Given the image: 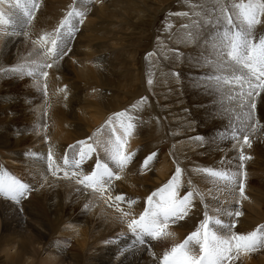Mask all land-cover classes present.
Masks as SVG:
<instances>
[{
	"label": "snow or ice",
	"instance_id": "snow-or-ice-1",
	"mask_svg": "<svg viewBox=\"0 0 264 264\" xmlns=\"http://www.w3.org/2000/svg\"><path fill=\"white\" fill-rule=\"evenodd\" d=\"M93 2L72 0L53 30L32 41L39 47L43 59L0 68V72L15 77L35 74L43 94L47 95L48 70H58L65 58H70L73 42L91 11L87 5ZM185 7L188 11L168 13L169 17L187 21L180 24L182 32L178 34L177 43L197 49L196 55L189 59L197 68L207 71L196 74L193 83L228 114L233 147L240 150L237 172L213 167H194L191 171L214 184H222L220 191L238 194L237 206L213 207L215 215H211L208 205L192 188V180H188L187 189L182 191L185 189L182 181L185 170L178 161L169 179L146 195L138 214L136 207L140 201L116 191V182L137 165L139 152L130 150L129 143L141 122L139 113L147 103L145 97L129 108L109 115L92 135L69 144L62 156L49 149L46 158L41 159L53 178L73 181L78 186L77 190L97 196L107 208L119 214V222L126 226L127 234L113 236L103 242L105 245H116L125 235H130L133 238L131 250L146 251L155 264H238L242 257L264 252V224L246 232L237 230L241 217L245 215L240 205L248 199L245 162L251 157L245 155L244 148L252 147L250 136L260 130V122L256 118L257 98L264 103V95H261L264 93V33H257L258 27L264 25V0H185ZM39 8V0H0V31L7 37H28V29L33 26ZM165 27L171 33L173 25L167 23ZM171 51L175 59L183 58L178 49ZM153 55L149 52L145 59L150 61ZM148 75L146 82L151 87L152 74ZM170 75L179 78L176 72ZM57 92L62 93L67 101L70 90L66 85L58 88ZM225 99L233 102L235 108H224ZM229 133H222L221 137ZM102 134L106 135L102 138ZM193 139L199 144L205 138L197 135ZM159 155L158 151L145 155L137 165L138 173H150ZM89 163L90 169L85 170ZM34 190L29 184L0 170V197L20 204ZM198 197L202 216L193 230L182 242L156 253L152 242L169 238L171 228L186 222L197 210ZM84 208L88 209L89 205L85 204ZM128 250L120 249V255Z\"/></svg>",
	"mask_w": 264,
	"mask_h": 264
},
{
	"label": "bare ground",
	"instance_id": "bare-ground-1",
	"mask_svg": "<svg viewBox=\"0 0 264 264\" xmlns=\"http://www.w3.org/2000/svg\"><path fill=\"white\" fill-rule=\"evenodd\" d=\"M46 2L49 3V1H46ZM168 2H169V0H117V2H115L117 5H119V7L117 9V8H115V5H112V4L110 5V0H94V2L92 4L87 5L88 7L91 8V11L88 13L86 21H85L84 25L82 26L81 31L79 32L82 34L81 37L86 40V41H84V43L85 42L88 43L87 44L88 46H86L85 50H83V51L81 50L82 53H80L78 55L76 54L77 59L75 61H78L76 63V65L75 64L72 65V62H70L69 60L67 61L65 59L69 63V65H66L63 67H61V65H60L58 70L50 69L49 71H51V72H49V73H51V80L55 79L52 77V75L54 76V74H56V76H54L57 78V80L55 81L56 86L58 85V87H63L64 83L69 82L73 76H76L79 73L80 76L83 77L84 79H94V80H96V82L99 81V83L102 85H104L103 83L109 82L110 78L108 77V74L106 76L105 69H108V67H111L112 63L115 62V60L113 59L114 61L110 62L108 60V57L106 56V55H108L107 52L111 50V52H113V54H114V51L124 50V47L120 46L119 49H116V48H114L116 46V44L113 45L114 43L111 45V46H114L113 48L108 47V45H110L112 42L116 41L117 39H114V38L108 39L109 37H107V34H109V32H107V30L105 29V27L103 25L104 22L102 20H105L106 23H109L110 22L109 17L119 18L120 21L118 23H116L117 28H118V30L123 32L120 34L124 35L125 28L128 25L129 26H131V25L136 26V23L135 24L131 23V21L134 18L138 22H140V24H138L139 25L138 27L140 28L142 25H144L148 15L153 14V16L157 17L158 12H162V11H166V10L169 12L170 8H169ZM64 3H66V1H64ZM69 3L71 4L72 2L69 1ZM65 6H68V5H65ZM9 10H12V9H9ZM176 11L177 12L178 11H188V8L187 7L183 8V7L179 6L176 9ZM97 13H99V14H97ZM153 16H151V17H153ZM173 17L170 18L168 21V23H171L173 25L171 33H169L167 31V29H165L166 30L165 31V37L167 36V38L169 40L168 41L169 46L173 49L178 48V49L185 50L184 52H186V50L187 51L191 50L193 48V46L184 47L182 44L177 43V41L179 39L178 34L182 32V29L180 28V24L183 23L185 20L178 21L179 17H175V16H173ZM56 19H57V17H56ZM97 20H99V21H97ZM53 21H54V17H53ZM57 21H58V19H57ZM113 22H115V21H113ZM150 23H148V24L150 25ZM48 27H50V26H48ZM46 32H47V30H46ZM40 34L41 33H39V35ZM33 35H32V37H33ZM115 35L116 34H114V36ZM35 37H37V36L35 35ZM30 38H31V36H30ZM37 38H34V40ZM124 38L125 37H121L122 40H124ZM119 41H120V39H119ZM79 42L80 41H78V44H79ZM92 42L94 44L92 46L89 45ZM108 42H111V43L107 44ZM27 44L24 43L23 36L7 37L4 35L3 31H0V68H3V69L9 68V65L11 66V64L14 61H16V57H17L16 52H18V50H20L21 47H23L24 45H27ZM81 44L82 43L80 42V45ZM117 46H119V45H117ZM156 46L160 47V45L158 44L157 41H156ZM37 48H39V47L37 46ZM79 48H81V47H79ZM163 48L165 50H167L168 46L163 47ZM194 48H193V50H194ZM34 49H36V47L34 45L28 44V46H27L28 54L26 53L27 54V57H26L27 60L23 59V56H22L23 61L27 62L29 59L28 64H31L30 61L35 60L38 62L41 59H43V56L40 53V50L33 51ZM21 50L23 51V49H21ZM77 50H78V48H77ZM73 51L76 52V49ZM25 52H27V51H25ZM164 52H166V51H164ZM18 53H20V52H18ZM160 53H163V52H160ZM21 55H24V54H21ZM115 55H116V53H115ZM18 57H20V55ZM106 57H107V59H106ZM99 59H100V61H99ZM119 59H120V57H119ZM66 61H64V62H66ZM71 61H72V59H71ZM97 63L99 64V67L96 66ZM104 63H106V64H104ZM64 64H66V63H64ZM121 64L122 63L117 62V64L113 65V67H115V66L117 67L116 73L120 70V69H118V66L119 65L121 66ZM132 64H135V63H132ZM16 65H17V63H16ZM160 69L162 70L163 68H160ZM123 71H124V69L121 72H123ZM125 71H128V70H126V68H125ZM132 71H133V74L135 72L136 78H134L131 75H130V77H133L134 80H136L137 82L139 80H141L142 76L140 75V73L137 74L139 72V70H138V72H136V70H132ZM128 72L129 73H127V74H132V73H130L131 71H128ZM112 73H113V71H112ZM164 73H161V74L164 75ZM7 75H9V74H7ZM112 76H114V75H112ZM121 76H123V73ZM33 78L36 79V81L38 79L35 74H33ZM133 78H132V80H133ZM48 79H50V77ZM112 80H115V79H112ZM2 81H6V82L2 83ZM16 81L11 80V79H8V80L4 79L0 75V84H1L0 85V112L2 113V111H3V113L6 115L3 118L0 117V170H2L3 172H7L9 175L15 177L16 179H17V175L12 174L14 172V170H16L20 175H22L23 172L26 174L25 171H28V173H30V175L34 177V181L35 180L39 181L38 176H44L45 182L44 181L43 182L46 184V185L44 184L46 187L43 188L44 192L42 194L38 193V195L35 196L36 192H35V194L31 192L32 195L34 194L32 196V198L30 200L29 199L28 200L27 199L22 200L20 204L10 202V201L4 199L3 197H0V252H4L5 250H7L9 248L14 250L13 254L9 253L10 255L6 254L4 258H0V264H25L28 259L31 260L30 259L31 257L35 258L41 251L48 253V258L46 259V262L48 261L47 263H49V264L50 263H52V264H155L152 256L149 253H147L146 251H133V250H131V245L133 244V238L130 235H125L124 238L121 239L119 241V243L116 245H105L103 243L105 240H108V239L112 238L113 236H117L121 233L127 234L126 226L122 225L119 222V214L115 210L107 208L105 206L103 200L99 199L95 195L91 196V194L88 195V197L85 200H84L85 197L83 196L84 197L83 201H79L77 203V206L81 207L80 210L77 213L73 212L72 209H75V206L72 203L74 201L72 203H69V201H70L69 199H71L73 197V195H75L79 191V190H77L78 186L75 185V183L73 181H68V180H64V179L58 180V179L53 178L49 173H47L46 163L43 159H41V157L46 158L49 149H52L58 156H62L65 152V149L67 148V146L69 144L75 143L78 139H83V138L85 139L88 136H90V132L93 128L91 126L92 123H91V125H85V124L80 123V122L79 123L74 122V120H70L69 116H67V118H66V115L64 113L66 111V110H64L65 108L62 109L61 107L56 106V105L54 106L55 108H52L51 111L48 113L49 110L46 109V111H45V108H43V106L37 105V107H35L36 104L35 105L29 104L28 106H30V107L33 106L32 108L34 111H32V108H30L31 110H29V112H28L27 111L28 106L25 105V103H24V105L26 107H21L22 108L21 112H23V115H21L22 121H24L25 123L31 124V125L33 124V126L39 130L42 129L41 132L36 130V131H34V133L31 132L32 134L30 133V135H28L29 133H27V135H25L26 132H24V128L23 127L18 128L17 126L15 127V124H14V123H17V121L15 118V113L12 112V108L16 107L15 105L18 101H17V97L14 95H11V94H17V92L19 91V89H18L19 85L16 83ZM115 83H116L115 85H117V81ZM120 83H121V81H120ZM33 84H35V83H33ZM33 84H29V85L27 84L28 89H30V90L33 89V87L35 86V85L33 86ZM53 84H54V81H53ZM110 84H111V82H110ZM31 85L33 86L32 88L30 87ZM120 85H122V84H120ZM69 86L71 87L72 85H69ZM69 86H68V88H69ZM36 87H39V86H36ZM114 90H115V88H114ZM127 90L128 89H126V92L129 91V90L128 91ZM49 91H51V90L49 89L48 92ZM141 91H142V93H144V90H141ZM52 92H53V90H52ZM52 92H51V94H53L54 92H57V91H54L53 93ZM91 92L93 93L92 89H91ZM101 94L102 93L99 92V94L97 95V98H96L99 101L101 100V98H100ZM56 95H57V97H59V99H63V97H64L62 93H56ZM70 95H72V93L69 94V96ZM110 95H112V94H110ZM143 96H145V95H143ZM47 97H48V95H47ZM113 97H114V95H113ZM150 97H151V95H150ZM70 99H71V97H70ZM78 99H81V98L78 97ZM104 99H105V97H104ZM113 99L116 100V98H113ZM135 99H136V97L134 98V100ZM21 100L26 101V99H21ZM69 100H67L68 102H66V103H69V102L72 103L74 99L72 100V102ZM148 100H149V97H148ZM51 101H52V99H51ZM78 102H79V100H78ZM91 102H92V100L90 101V103ZM73 103H75V102H73ZM114 103L115 102L113 101V104H111V105L114 106L116 104V103L115 104ZM131 104H132V101H131ZM95 105H97V104H95ZM80 106H83L82 103ZM129 106H131V105H129ZM92 107H95V106H92ZM148 107H149V111L145 112V114H148V115L144 114L142 116H144V118H147V120L150 119L149 122L154 124L153 127L155 126V124L159 125V117H157V114H155L152 111L150 103L148 104ZM86 108H87V106H86ZM104 108L107 111H103L101 109V110H97V111L95 110V112H92V109H91L90 111L87 110V113L85 115H87L89 113V115H91V117L96 119L94 121L98 122V120L101 118L102 115H105V113L111 112V110H109L110 109L109 105H106ZM123 108H124V106H123ZM43 109H44V114L46 112V115H48V114L51 115V121L46 122V124L49 126L48 129H50V128L52 129L51 134H48L51 129L47 130V132L44 133V129H45L44 124L45 123H43V120H42ZM117 109H119V108H116L115 110H117ZM146 110H147V108H146ZM15 112H17V111H15ZM139 114H141V113H139ZM16 115L18 116V114H16ZM46 115H44L45 118L47 117ZM85 115H83V116H85ZM72 116H73V113H72ZM102 117H103L102 120H104V116H102ZM47 118H49V117H47ZM71 119H73V118H71ZM22 121H20V122H22ZM161 121H162V119L160 120V122ZM84 122L88 123L86 121H84ZM141 122L142 123L144 122V124H146L145 120L141 121ZM162 123H163V121H162ZM50 124H52L51 127H50ZM100 124L101 123L95 124L94 127H96V126L98 127ZM20 125H22V124H20ZM162 126H166V123H164V125H162ZM29 128H30V126H29ZM96 128H94V130H96ZM155 130H154V132H155ZM144 132H147V131H144ZM154 132L153 133L151 132V134L154 135L155 134ZM163 132H164V130H163ZM141 133H142V131H141ZM139 134L140 133H136L135 136H138ZM103 135L104 134H102V138H103ZM155 135H157V134H155ZM146 136L148 138V135H146ZM48 137H49L48 140H50V142L45 144V141ZM143 138L145 139L144 136H143ZM143 138L139 137V141H138V139L136 141L142 142ZM146 140H148V139H146ZM167 140L169 141V139H167ZM170 141H172V140H170ZM134 142H135V140L132 138L130 140V143H129V148L132 151L138 145L137 144L135 146L136 143H134ZM145 142L147 143V142H149V140L143 141V143H145ZM169 143H171V142H169ZM172 143H173V141H172ZM139 145H138V147L141 146V145L140 146ZM148 145L150 147V142ZM144 146H146V145H144ZM175 146H176V148H174L173 150H176L179 147L180 150L177 149L176 151L181 152V150H182L181 153L183 154V152H185V151L189 152V150L194 149L196 146V143L195 142L194 143H191V142L187 143L186 149L184 147L181 149L182 146H177V145H175ZM20 147H21V150H19ZM142 147H141V149H143ZM172 147H174V146H172ZM147 148H148L147 146L143 150H140L138 148V152H139L138 157H144L146 155L145 151L147 150ZM152 151H153V149H152ZM168 151H169V149H168ZM238 151H240L238 148H234L232 146V148L228 149L227 152L224 154V156H225L224 159H229L230 157L234 158V156L238 154ZM250 152H251V150H250ZM250 152H248V153H250ZM32 153H35V155L34 156L30 155ZM146 153H147V151H146ZM165 153H167V152H165ZM176 153H178L179 156L181 155V157H182V154H180L179 152H176ZM172 158L170 160L171 162L173 160ZM179 158L180 157H178V159ZM162 159H163V157H162ZM165 162H166V160H165ZM160 163L163 165L162 162H160ZM171 164H173V163H170V164L166 163V165H169V166H171ZM163 166H165V165H163ZM169 166H167V167H169ZM90 167H91V163L86 164L85 170H89ZM159 167L153 168V170L150 173H148L147 175L142 174L141 176L143 177V179L141 181L142 182L144 181L145 183H139L138 188L137 187L127 188L125 184L120 186V182L123 184V182H122L123 180L124 181H127L128 179L133 180L132 178H129L131 175L129 177H128V175H126L129 171L128 170L127 173L124 175V177L120 181L116 182V185H117L116 191L122 192L125 195L130 196L132 198H134L136 196V194H139V193L147 195L150 191L154 190L155 188L161 186L164 182H166V179H163V176L166 175L165 172H163V170H162L164 168L161 169ZM12 169H14V170H12ZM136 176H137V174H136ZM22 177H23V175H22ZM24 177L27 178L26 175ZM197 178H199V176ZM41 179H43V178H41ZM135 179H136V177H135ZM28 180H29V178H28ZM198 180L196 179L197 183L193 180L196 184H198V186L194 185L195 183L193 182L194 184H192V188L194 190L198 191L200 197L203 196L202 198H203L204 202L208 205L209 213L211 215H215V213L212 211L213 207H223V208L233 207L234 208L237 206L235 201L237 199L238 194L233 195V194H229L226 191H220L219 189L223 187L222 184H214V183L210 182V180L208 178L203 177L202 175H200V178ZM29 183H31L30 180H29ZM34 183L35 182H33V184ZM135 183H136V181H135ZM35 185L36 184H34V186ZM42 185H43V183H42ZM211 185L216 186L215 187L216 191L214 190L215 192L214 193L212 192V194H211L212 189L209 188L210 189V196H209V194H208L209 192L207 193V192H205V190L208 188V186L211 187ZM143 186H145V187H143ZM37 187L38 186H36V188ZM246 188H247L246 189V195L248 196V199L243 201L242 204L240 205V207L242 208V211L245 213V215L243 217H241L240 223L238 225V230L240 229V231H244V232L250 231L254 227H256L260 224H264V211L261 209L262 208L261 205L264 202V201H262V199L264 200V192L262 191L263 189L262 188L260 189V187L259 188L258 187H252L251 189L248 190V188H250V186H247ZM40 189H41V187H40ZM186 189H187V183H186L185 189H182V191L186 190ZM80 193H77L78 197H80V195H81ZM205 193L209 197H207ZM85 196H87V195H85ZM139 201H140V203L136 207L137 214L143 208V202L141 200H139ZM261 202H262V204H261ZM85 204L89 205L88 209L84 208ZM196 204H197V210L195 211V213L191 217L194 218V216H195V219H197V221H198L202 216V211H201L202 205L200 204L199 197L196 200ZM191 217L186 222H182L181 225L174 226L173 228L170 229V232L172 233V235L168 239L172 240L173 242L170 241L169 243H176V242L178 243V241H180V240L177 241V238H179L180 235H179V237L176 238L175 237L176 234L174 233L175 231H177V230H180L182 232L184 231V234L183 233L181 234V238H182V236L186 237V232H185L186 230L188 232L189 231L188 229H191V228L193 229V226L196 223V221L195 222L192 221ZM222 219H227V218L222 217ZM71 225H73L74 228H70ZM178 234H180V233H178ZM184 237L182 239H184ZM166 241H167V239L161 240V242L160 241L159 242H152L154 251L157 252V249L161 246V244H163V242H166ZM182 241L183 240H181L180 242H182ZM166 245H167V243H166ZM120 249H129V250L126 251L123 256H121L120 255ZM158 251H161V249ZM240 261H241V263L238 262V264H264V252L255 253L251 257H242V259Z\"/></svg>",
	"mask_w": 264,
	"mask_h": 264
},
{
	"label": "rangeland",
	"instance_id": "rangeland-1",
	"mask_svg": "<svg viewBox=\"0 0 264 264\" xmlns=\"http://www.w3.org/2000/svg\"><path fill=\"white\" fill-rule=\"evenodd\" d=\"M46 1H49V3H47ZM64 1H66V3H64ZM69 1L72 2V0H69ZM69 1L68 0H39L40 8L37 11L36 19L34 20L33 26H31L28 29V31L31 35H29V37L23 36L24 43L34 45L32 43V41L34 40V38H37L39 36V33L42 34V33L46 32V30H47V32L52 31L53 28L56 26V24L59 22V20L62 18L65 10L67 9L68 6H65V5H70ZM115 2H117V0H112V1L110 0V5L111 4L115 5V8L118 9L119 5H117ZM168 3H169V8H170L169 12L167 10L166 11L161 10L162 12H158L157 17L153 16V14L148 15L144 25H142L140 28L138 27L139 26L138 24H140V22H138L134 18L131 21V23L132 24L136 23V26H134V25L129 26L128 25L125 28L124 35H121L120 33H123V32H121L117 28L116 23H118L120 21L119 18L113 17L114 18L113 19L112 17H109V20H110L109 23H106L105 20H102L104 22L103 25H104L105 29L110 34V35L107 34V37H109L108 39H111V38L117 39L116 41H114L112 43L108 42L107 44L111 43L110 45H108V47L113 48L114 46H111V45L114 43L113 45L116 44V46L114 48L119 49L120 46H123L124 50H116V51H114V54H113V52H111V50L108 52L106 51L108 53V55H106L108 57V60L110 62L115 60V62L112 63L111 67H108V69H105L106 76L108 74V77L110 78V80L107 83H103L104 85L100 84L99 81L96 82V80H94V79H84L83 77L80 76L79 73L76 76H73L71 78L72 81L70 80L69 82L63 84L64 86L66 85L67 87L69 85H72L71 87L69 86L70 94L72 93V95H70L67 100H69L71 97V99L69 101L72 102V100L74 99L73 102H75V103H73V102L72 103H70V102L66 103L68 101H65L64 97H63V99H59V97H57L56 93H59V92H54V91H57V89L61 88V87H58V85L56 86V84H55V81L57 80V78L54 76H56V74H54V76L52 75V77L55 79L52 78L53 80H51V73H49L50 79H48L49 81L47 82L49 85L47 90L50 89L51 91L48 92L49 94H47L48 95V97H47V95L43 94L41 87L38 85L36 79H34L33 76H31V77H28V76L15 77V76H11L10 74L7 75V73L1 72L0 75L2 78L7 79V80L11 79L14 81L17 80L16 83L19 85L18 86L19 91L17 92V94H11V95L16 96L17 101L19 102V103L18 102L16 103V105H15L16 107L12 108V112L15 113V118L17 121V123H14L15 127L16 126L18 128L23 127L24 132H26L25 135H27V133H29L28 135H30L31 132L34 133V131H36V130L41 132L42 129L39 130L36 127H34L33 124L31 125V124H28V123H25L24 121H22L21 115H23V112H21L22 111L21 107H26L25 105L28 106L29 104L30 105L36 104L35 107H37V105L43 106V108H45V111H46V109L49 110V111L47 110L49 113L52 108H55L54 106L56 105V106L61 107L62 109L65 108L64 110H66V111L64 113L66 115V118H67V116H69L70 120H74V122H78V123L80 122V123H83L85 125H91V123H92L91 126L93 127L92 128L93 131L91 130V132H90V135H92V133L95 131L94 128L97 127V126L94 127L95 124L101 123L97 127V128H99L109 115H111L115 111L117 112V111L125 110L126 108L130 107L129 105H132L134 102H136L140 98L145 97V98H147V103L144 107L145 110H143L141 112V114H139V116L143 119V120L141 119V121L145 120L146 121L145 123L149 127L146 124H144V122L139 123L138 128H137L138 130L136 131V133H140V134L138 136H134L133 139L135 140L134 143H136L135 146L137 144L138 145L140 144L141 146L139 145L140 147H138V145H137L135 147V149H133V151H138V148L140 150H143L146 146L148 147L146 150L147 153L145 151L146 155L148 153H150L152 151V149H153V151H155V150L158 151L160 155H159L158 162L155 163V165H154V168H156V167L158 168L160 165L161 166L159 168H161V169L164 168L162 170H163V172H165L166 175L163 176V179H166V181L169 179L170 175L173 173L175 167L177 166L176 161H178L179 166L185 170L184 175L182 177V181L185 184V186H186V183L188 180H192V182H194V181L196 182V179L198 180L200 178V175H194L192 173L191 170L194 167H213L216 169H223V170H226L229 172H237L239 170V164H240L239 151H238V154L234 156V158L230 157L229 159H224L225 158L224 154L227 152L228 149L232 148L233 143H234V141L231 139V136L229 133V128H228L229 116L227 113L223 112V108L220 106L219 103L213 104L210 100V97H208L207 95H203L201 93V91H199L197 89L196 85L193 83V79H194L196 74L207 71V69L197 68L195 63H193L189 59L190 57H193L196 55L197 49L193 47L194 50L192 48L191 50H189V51L186 50V52H184L185 50L175 48V49H178L183 54V58L180 60H177L174 58V56L172 54L171 50L173 48H171L169 46V44H168L169 40H168L167 36L165 37V31H166L165 25L168 23L169 19L173 17V16L169 17L168 13L177 12L176 9L179 6L184 8L185 7V0H169ZM97 14H99V13H97ZM151 16H153V17H151ZM53 17H54V21H53ZM56 17H57L58 21H57ZM112 20L115 22H113ZM97 21H99V20H97ZM178 21H182V19L179 17ZM148 23H150V25ZM183 23H186V21H184ZM48 26H50V27H48ZM257 33L258 34L264 33V25L258 27ZM114 34H116V35L114 36ZM32 35H33V37H32ZM35 35L37 37H35ZM81 35H82L81 33H78L76 41L73 42V50L76 49V52L72 51V53L70 54V59L65 58L67 61L69 60L70 62H72V65H74V64L76 65V63L73 62L74 60L77 59L76 54L78 55V54L82 53V51L85 50L86 46H88L87 45L88 43H86V42L84 43V41H86V40L83 39L81 37ZM30 36H31V38H30ZM121 37H125L124 40H122ZM119 39H120V41H119ZM78 41H80L82 44L80 45V42L78 44ZM156 41L158 42L160 47L156 46ZM28 44L21 47V49H23V51L20 49V50H18V52H20V53L16 52V55H17L16 61H14L15 63L13 62L11 64V66L9 65V68L16 66V63L18 64V63H28L29 62V59L27 62L23 61V59L27 60L26 57L28 54V50H27ZM93 44L94 43L92 42L89 45L92 46ZM117 45H119V46H117ZM34 46L36 47V49H34L33 51H36V50L38 51L39 48H37V45H34ZM167 46H168V49H167L168 51L163 48V47H167ZM76 47L78 48V50ZM79 47H81V48H79ZM25 51H27V52H25ZM159 51L163 52V53H160ZM164 51H166V52H164ZM149 52L154 53V55L152 56L150 61L145 59L146 54ZM115 53H116V55H115ZM21 54H24V55H21ZM19 55H20V57H18ZM22 56H23V59H22ZM107 57H106V59H107ZM119 57H120V59H119ZM71 59H72V61H71ZM66 60H64V61H66ZM64 61L60 64L61 67L69 65V63L67 61L66 62H64ZM99 61H100V59H99ZM117 62L122 63L121 66L120 65L118 66V69H120V70L124 69L123 72H121L122 70L121 71L119 70L116 73L117 67L116 66L113 67V65L117 64ZM64 63H66V64H64ZM132 63H135V64H132ZM104 64H106V63H104ZM125 68H126V70L131 71L130 73H132V74H127L129 72L125 71ZM160 68H163V69L161 70ZM132 70H136V72H138V70H139V72L137 74L140 73V75L142 76L141 80H139L138 82L136 80H134V78H136V74H135V72L133 74ZM112 71H113V73H112ZM49 72H51V71H49ZM172 72L178 73L179 78L177 79V78L171 76L170 73H172ZM122 73H123V76H121ZM149 73L152 74L151 78L153 79V84L151 85V87L146 82L147 79L149 78V75H148ZM161 73H164V75L165 74L166 75L164 76ZM112 75H114V76H112ZM130 75L133 76L134 78L130 77ZM132 78H133V80H132ZM112 79H115V80H112ZM119 80L121 81V83ZM53 81H54V84H53ZM116 81H117V85H115ZM3 82H6V81H2V83ZM110 82H111V84H110ZM33 83H35V84H33ZM27 84L28 85L33 84V86L35 85L34 87L32 85L30 86L31 88L33 87V89H31L33 92L30 89H28ZM120 84H122V85H120ZM111 85L115 88V90ZM36 86H39V87H36ZM91 89H92V91H93V89H96L97 91L95 93L94 92L92 93ZM126 89H128L129 91L127 90L128 92H126ZM52 90L54 93L52 92ZM141 90H144V93H142ZM51 92L53 94H51ZM99 92L102 93L101 97H100L101 98L100 101L96 99ZM110 94H112V95H110ZM149 94L151 95V97ZM113 95H114V97H113ZM143 95H145V96H143ZM261 95H264V93H262ZM134 96L136 97L135 100H134V98H135ZM78 97L81 99H78ZM104 97H105V99H104ZM148 97H149V100H148ZM76 98L79 100V102ZM113 98H116V100ZM21 99H26V101L25 100L23 101ZM51 99H52V101H51ZM89 100L90 101L92 100L93 103L92 102L90 103ZM112 100L116 103V104L114 103L115 104L114 106L111 105V104H113ZM131 101H132V104H131ZM80 102L82 103L83 106H80L81 105ZM24 103H25V105H24ZM149 103H150L152 111L155 114H157V117H159V125L155 124V126H154L155 128L153 127L154 124L149 122L150 119L147 120V118H144V116H142L145 114L146 111H149V107H148ZM95 104H97V105H95ZM85 105L87 106V108ZM106 105L110 106L109 110H111V112L105 113V115H102V116H104V120H102L103 117L101 116V118L99 119L100 121L98 120V122H96V121H94L96 119L91 117V115H89V113L87 115H85L87 113V110L90 111L91 109H92V112H95V110L97 111V110H101V109L103 111H107L104 108ZM92 106H95V107H92ZM123 106H124V108H123ZM32 107L33 106H31V107L28 106L27 111L29 112V110H31L30 108H32ZM223 107L234 109L235 105L233 102H229L225 99L223 101ZM116 108H119V109L115 110ZM146 108H147V110H146ZM15 111H17V112H15ZM32 111H34L33 108H32ZM72 113H73V116H72ZM16 114H18V116ZM82 114L85 116H83ZM145 115H148V114H145ZM4 116H6V115L3 113V111H2V113L0 112V117L3 118ZM46 116L49 118L44 117V109H43L42 120H43V123H45L44 124V128H45L44 133L47 132V130L51 129V128L48 129L49 126L46 124L47 121L48 122L51 121V115L48 114ZM71 118H73V119H71ZM256 118L260 122V130L256 134L250 136V139L252 142V147L251 148H244L245 155H248L249 157H251V159H249L248 161L245 162V171L247 173L246 187L250 186V188H248V190L251 189L252 187H258V188L260 187V189L262 188L263 189L262 191L264 192V103H261L259 98H257ZM161 119H162L163 123H162V121L160 122ZM20 121H22L23 123ZM84 121H86L88 123H85ZM164 123H166V126H162V125H164ZM20 124H22V125H20ZM51 125L52 124H50V127H51ZM29 126H30V128H29ZM154 130H155V132H154ZM163 130L165 133L163 132ZM141 131H142V133H141ZM144 131H147V132H144ZM151 132L152 133L154 132L157 135H155V134L153 135V134H151ZM51 133H52V129L50 130V132L48 134H51ZM222 133H229V134L222 138L221 137ZM105 135L106 134H104L103 136H105ZM146 135H148V138ZM197 135L203 136L205 138L202 143L197 144L194 141L193 138L196 137ZM143 136L145 137V139L143 138ZM139 137H142L144 140L142 139V142H138ZM136 138L138 139V141H136L137 140ZM48 139H49V137L46 139L45 144L50 142V140H48ZM146 139L149 140L150 147L148 145L149 142H147L148 144L146 142L143 143V141H148ZM167 139H169V141ZM170 140H172L173 143ZM169 142H171V143H169ZM189 142H191V143L195 142L196 143L195 148L192 150H189V152L185 151L182 154L181 153L182 150H181V152L176 151L177 149L180 150L179 147L176 150H173L174 148H176L175 145L182 146L181 149L183 147L186 149L187 143H189ZM144 145H146V146H144ZM172 146H174V147H172ZM141 147L143 149H141ZM168 149H169V151H168ZM19 150H21V147L19 148ZM250 150H251V152H250ZM175 151L182 154V157H181V155L179 156V154L176 153ZM165 152H167V153H165ZM173 152H174V154L176 153L174 155V157L172 155ZM248 152H250V153H248ZM162 157H163V159H162ZM170 157L171 158L173 157L172 162L170 161L171 160ZM178 157H180L181 159L180 158L178 159ZM137 158H138L137 159V165H138L139 161L142 160L143 157H137ZM165 160H166V162H165ZM160 162H162L163 165H165L166 167L169 166V165H166V163L167 164L173 163V164H171V166L166 168ZM137 165H134L135 167L132 166L130 168L131 170L129 169L128 173L126 174V175H128V177L131 175L132 177L130 176L129 178H132L133 180H129V179L127 181L123 180L122 181L123 184L120 182V186L125 184L127 188H133V187L138 188L139 183H145L144 181L143 182L141 181L143 179V177L141 176L142 174L138 173ZM12 170H14V169H12ZM14 172L12 174L17 175V179L19 178V180H21L22 182H25V183L29 184L30 186H32L34 189H36V190L32 191V193H34V194L36 192L35 196L38 195V193L42 194L44 192L43 188L46 187L45 186L46 184L44 183L45 182L44 176H38L39 181H36V180L34 181V177L31 176L30 173H28V171H25L26 174L24 172L22 173L23 177L16 170H14ZM24 174L26 175L27 178L24 177L25 176ZM136 174H137V176H136ZM198 176H199V178H197ZM135 177H136V179H135ZM28 178H29L31 183H29ZM41 178H43V179H41ZM59 180H62V179H59ZM135 181H136V183H135ZM33 182H35L34 183V184H36L35 186H34ZM38 182L39 183L41 182V183L39 184ZM42 183H43V187L40 186V185H42ZM196 183L194 185L198 186V184H196ZM36 186H38V187L36 188ZM40 187L42 190L40 189ZM143 187H145V186H143ZM215 187H216L215 185H211V187L208 186V188L205 190V192H207V193L209 192L208 194L210 196V189H212L211 190V194H212V192L214 193L216 191ZM32 193L29 194V198H27V200L28 199L30 200L32 198V196L34 195V194L32 195ZM77 193L81 194L80 197H78ZM77 193L75 195H73V197H72L73 199L71 198V199H69L70 201L68 200L69 203H72L74 201L72 204L75 206V209H72V211L75 213H77L81 208L80 206H77V203L79 201H83L84 197H85L84 198V200H85L88 197V195H90V193L83 192L80 190ZM85 195H87V196H85ZM145 196L146 195L139 193V194H136V196L134 198L137 197L136 199L141 200L143 202ZM206 196L209 197L207 194H206ZM262 201H264V200L262 199ZM261 204H262V202H261ZM263 204H264V202H263ZM263 204L261 205V207H262L261 209L264 211V205ZM191 219H192V221L197 222V219H195V216H194V218L191 217ZM70 228H74L73 225H71ZM188 230L191 231L193 229L191 228ZM189 231L188 232H187V230L185 231L186 235L189 233ZM238 231H240V229ZM240 232H244V231H240ZM174 233L176 234L175 235L176 238L179 237V235H180V237L177 238V241L183 240L182 238L184 236H182V238H181V234L182 233L184 234V231L182 232L180 230H177ZM178 233H180V234H178ZM170 241L173 242L172 240L167 238V241L163 242V244H161V246L157 249L156 253H162L164 250H167L166 248H169L173 244H175V243H169ZM180 241H178V243ZM166 243H167V245H166ZM160 249H161V251H158ZM9 253L13 254L14 250L9 248V249L5 250L4 252H0V258H4L5 255L6 254L8 255ZM47 258H48V253L41 251L35 258L31 257L30 258L31 260L28 259L25 264H28V263L29 264H49V263H47L48 261L46 262ZM239 262L241 263V261H239ZM50 264H52V263H50Z\"/></svg>",
	"mask_w": 264,
	"mask_h": 264
}]
</instances>
